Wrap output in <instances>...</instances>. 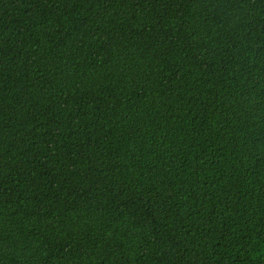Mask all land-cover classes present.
<instances>
[{
    "label": "trees",
    "instance_id": "obj_1",
    "mask_svg": "<svg viewBox=\"0 0 264 264\" xmlns=\"http://www.w3.org/2000/svg\"><path fill=\"white\" fill-rule=\"evenodd\" d=\"M0 264H264V0H0Z\"/></svg>",
    "mask_w": 264,
    "mask_h": 264
}]
</instances>
